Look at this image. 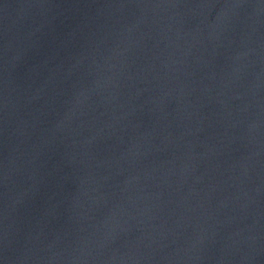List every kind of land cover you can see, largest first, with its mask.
<instances>
[{
	"label": "water",
	"instance_id": "obj_1",
	"mask_svg": "<svg viewBox=\"0 0 264 264\" xmlns=\"http://www.w3.org/2000/svg\"><path fill=\"white\" fill-rule=\"evenodd\" d=\"M0 264H264V0H0Z\"/></svg>",
	"mask_w": 264,
	"mask_h": 264
}]
</instances>
